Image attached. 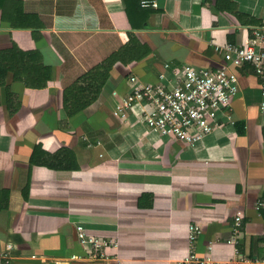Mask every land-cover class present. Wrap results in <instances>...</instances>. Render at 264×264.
I'll return each mask as SVG.
<instances>
[{
    "label": "crops",
    "instance_id": "1",
    "mask_svg": "<svg viewBox=\"0 0 264 264\" xmlns=\"http://www.w3.org/2000/svg\"><path fill=\"white\" fill-rule=\"evenodd\" d=\"M141 2L0 0V52L15 45L52 72L42 88L11 72L0 83V193L8 200L0 207V264H176L188 253L192 223L202 228L200 257L212 245V259L235 264L227 240L238 210L240 251L263 256L264 80L255 62L238 70L232 107L194 144L151 131L145 102L114 112L131 75L157 83L185 65L222 66L217 46L253 37L264 0ZM114 53L94 101L68 117L64 88ZM37 145L50 154L70 149L77 168L32 164ZM77 224L118 246L108 258H88Z\"/></svg>",
    "mask_w": 264,
    "mask_h": 264
},
{
    "label": "built area",
    "instance_id": "2",
    "mask_svg": "<svg viewBox=\"0 0 264 264\" xmlns=\"http://www.w3.org/2000/svg\"><path fill=\"white\" fill-rule=\"evenodd\" d=\"M142 6H157L156 0H142ZM224 56L222 66L196 68L185 65L173 72V77L164 74V80L157 83H144L137 76L131 75V91L121 99L118 109L121 112L132 108L138 102H145V122L151 131L169 135L194 144L211 133L218 125L219 113L232 107V99L240 91L238 67L247 63H256V73L264 80V24L256 28L254 36L247 38L242 45L227 43L217 46ZM264 89V81L262 85ZM123 116V115H122ZM244 221V212L238 210L234 215L232 233L227 242L235 249V264H264V232L262 234L263 256L252 258L240 251V234ZM76 233L82 244L91 246L88 258H108L107 249L117 247L116 239H106L87 233L83 224H77ZM202 228L195 223L188 228V253L176 264H222L209 253L200 257L196 253V243Z\"/></svg>",
    "mask_w": 264,
    "mask_h": 264
},
{
    "label": "trees",
    "instance_id": "3",
    "mask_svg": "<svg viewBox=\"0 0 264 264\" xmlns=\"http://www.w3.org/2000/svg\"><path fill=\"white\" fill-rule=\"evenodd\" d=\"M118 56L119 53H114L102 64L97 65L90 72L80 76L71 85L64 88L62 101L63 108L68 117L79 113L94 101L97 88L102 82L101 77L105 75L106 70L110 68V65H112L114 59ZM242 67H238L237 72ZM10 72L13 74L15 80H20L26 86L33 88L46 87L52 76L50 67L39 61L35 53L22 51L15 45L10 49L0 52V83H4V79ZM6 88L9 105L11 104L10 100L13 95L10 87L7 86ZM43 157H47L48 160ZM30 161L32 164L45 163L48 165H51L52 162L57 165V168H62L64 164L68 168H77L76 157L68 148H60L56 153L50 154L44 152L40 145H37ZM24 194L26 195L27 192H24ZM7 201V191H2L0 193V207L7 206Z\"/></svg>",
    "mask_w": 264,
    "mask_h": 264
}]
</instances>
